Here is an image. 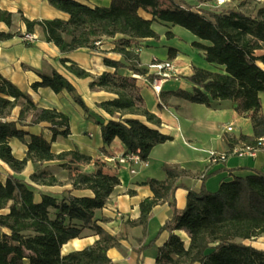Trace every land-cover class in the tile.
<instances>
[{
	"label": "trees",
	"instance_id": "16d2710c",
	"mask_svg": "<svg viewBox=\"0 0 264 264\" xmlns=\"http://www.w3.org/2000/svg\"><path fill=\"white\" fill-rule=\"evenodd\" d=\"M48 2L67 14L68 20L29 21L21 17V22L25 34L41 30L44 41L56 46L62 54L82 48L95 49L102 39L121 37L116 40L114 52L128 64L104 58L103 64L113 68L114 72H105L90 84L91 88L116 95L113 100L98 106L114 117L106 123L95 120L101 130L100 153L106 155V148L118 139L125 151L123 155L136 153L140 160L147 161L155 146L172 140L136 118L144 117L154 126L160 123L145 108L136 81L130 77L132 73L145 76L146 71L137 67L138 55L127 50L141 40L158 39L152 29L153 23L181 27L205 42L207 45L193 42L192 47L202 51L204 61L215 68V71L196 68L191 76L179 77L190 83L192 90H176L166 95L206 108H212L215 102L230 101L239 115L250 114L252 136L223 135L228 148L226 157L236 146L254 147L260 138H264V115L259 98L264 93V1L254 17L233 9L195 12L181 9L180 4L164 9L161 0H112L108 7L93 8L75 0ZM140 11L151 19L140 17ZM0 22L10 28L11 15L0 11ZM13 37L22 38V34L0 33V41ZM166 37L170 39L173 35L167 33ZM23 45L26 48L33 46L32 43ZM61 63L75 77H89L75 65H68V60L62 59ZM119 70L128 74L122 75ZM31 88L74 94L73 86L55 71L49 76H41L40 82L32 84ZM161 97L160 92L158 98L161 100ZM72 99L86 115L90 114L80 97L73 95ZM15 108H19L17 119L10 121ZM40 123L50 125V140L43 135H30L17 127ZM68 135L69 119L65 114L38 108L28 95L0 77V161L13 173H21L28 161L64 163L66 159V167L91 164L90 157L76 151L58 155L51 152L52 143ZM25 137H28L26 156L18 160L12 154L10 141H22ZM93 165L94 173L76 172L71 178L70 191L60 197L42 194L39 201L35 200L33 187L23 180L13 175L0 180V230L5 231L0 233V264H114L106 253L119 245L120 238L109 235L101 227L95 211L105 206L120 180L105 164L93 162ZM163 171V181L147 179L144 182L152 197L140 202V216L133 222L143 228L145 235L152 209L164 202L172 208L170 221L160 230H166L170 235L158 250L156 264H264V250L245 244L264 235V174L254 171L244 178L234 177L221 183L214 193L204 187L199 192L188 190L186 206L179 212L175 208L174 193L182 186L177 181L185 172L167 165L163 166ZM30 180L45 186L58 183L46 170L32 174ZM79 190L89 191L91 196L69 194ZM83 231H89L99 239L92 246L62 256V246L80 238ZM175 231L187 235V247Z\"/></svg>",
	"mask_w": 264,
	"mask_h": 264
},
{
	"label": "crops",
	"instance_id": "0c3cea01",
	"mask_svg": "<svg viewBox=\"0 0 264 264\" xmlns=\"http://www.w3.org/2000/svg\"><path fill=\"white\" fill-rule=\"evenodd\" d=\"M88 7H108L112 0H75ZM0 11L11 15V27L8 28L0 22V33L25 32L21 17L29 20H68V15L52 7L48 0H0ZM140 17L150 20L145 12H139ZM152 29L158 39H145L139 41L129 50L136 54L135 48H140L138 53V68L146 71V82H136L145 108L158 120L159 125L154 126L146 122L144 117H136L150 128L156 129L160 134L169 136L172 140L155 146L147 159L146 166H138L134 174L124 169H115L112 164L105 161L107 158H117L124 154V148L118 139H115L106 148V155L100 153L102 148L101 130L95 120L106 123L114 119L100 107L101 103L113 100L115 94L106 92L90 84L97 80L103 73H113L114 69L103 64V59L126 63L123 57L114 52L117 45V36L114 39H102L95 49L82 48L75 52L62 54L56 46L44 41L43 32L39 29L33 34L36 40L31 48H26L19 37L7 41H0V77L10 82L22 93L28 95L32 102L41 109L56 110L65 114L69 119V135L58 138L51 145V152L58 155L63 152L76 151L91 158L93 162L105 164L116 172L120 185L108 198L105 206L95 211V217L100 220L101 227L111 236L119 237L117 247L110 248L106 255L114 264H156L158 250L168 240L170 233L161 228L170 221L172 208L167 202L157 205L150 213L146 234L140 225L133 224L140 216L139 204L151 198L152 193L144 185L147 179L163 181L165 173L163 166L174 167L184 171L185 175L177 181L182 185L174 193L175 208L181 212L186 206L188 190L199 192L203 187L206 191L214 193L223 182L234 177L244 178L254 174V171L264 174V149L257 151L255 157H235L228 155L226 162L210 165L208 152L219 154L228 152L223 141V135L237 138L240 135L252 136V122L250 114L239 115L234 110L230 101L215 102L212 108L189 103L166 94L176 90L191 91L192 86L179 77H189L194 69L215 71L212 65L204 61L202 51L192 47L193 42L207 45L191 34L185 33L178 26L169 24H152ZM166 33H171L168 39ZM62 59L68 60V65L87 72L88 78L80 79L67 71L61 63ZM158 62H172L176 72H171V77L164 80L161 88V100L151 88L152 80L148 76H155L149 71V64ZM55 71L64 77L74 88V96L80 97L89 110V115L73 102V95L62 91L55 94L49 88L33 90L32 84L40 82L41 76H49ZM127 75L125 70L118 71ZM262 113L264 115V93L259 95ZM19 108L12 110L8 120L16 121ZM116 115L115 117H117ZM130 117V116H126ZM30 135H43L50 140L51 132L48 123L35 126L17 125ZM28 137L22 141H10L13 156L22 160L26 156ZM58 161L32 163L27 162L21 173H13L9 167L0 161V180L7 175H13L37 189L35 200L39 201L42 194L60 197L64 192L71 190V185H66L57 179L53 186L38 185L30 180V176L37 171L45 170ZM92 173V172H89ZM206 176V177H205ZM81 193V194H79ZM72 196H91L89 191L79 190L69 193ZM5 232V231H1ZM187 247L189 239L183 231H175ZM182 236L184 238H182ZM89 231H83L80 238L70 240L61 248V255L83 250L92 246L97 240Z\"/></svg>",
	"mask_w": 264,
	"mask_h": 264
},
{
	"label": "built area",
	"instance_id": "2783aa9c",
	"mask_svg": "<svg viewBox=\"0 0 264 264\" xmlns=\"http://www.w3.org/2000/svg\"><path fill=\"white\" fill-rule=\"evenodd\" d=\"M259 2H262L264 0H258ZM226 0H215V6L220 7L224 4H226ZM181 9H184L185 7L180 5ZM23 43H32L34 44L36 37L33 34H22V38H20ZM140 48H135V53H140ZM149 71L152 72L153 75H155V79L152 83H150L151 88L155 92L157 96H159L162 88V84L165 79L171 77V72H176V69L172 62H158L157 60H153L149 64ZM130 77L134 79L136 82H146L149 83L147 80V76H141L140 74L132 73L130 74ZM264 149V138H260L256 145L254 147L252 146H246L243 144H240L232 149L231 156H235L238 158L241 157H255L257 151ZM227 157L225 154H219L213 151L208 152V162L210 165H218L220 163L226 162ZM105 161L109 164L113 165V168L115 169H124L130 174H134L136 172V168L138 166H146L147 162L140 160L138 154L136 153H129L126 155L119 156L117 158H106Z\"/></svg>",
	"mask_w": 264,
	"mask_h": 264
},
{
	"label": "rangeland",
	"instance_id": "374dc122",
	"mask_svg": "<svg viewBox=\"0 0 264 264\" xmlns=\"http://www.w3.org/2000/svg\"><path fill=\"white\" fill-rule=\"evenodd\" d=\"M215 0H175L170 3L167 0H161V6L164 9L173 8L177 4L184 6L187 9H191L192 11H207V12H220L227 9H233L238 12H241L245 15L254 17L258 8L262 5L258 0H226V4L216 7ZM182 29L181 27H179ZM185 33L190 34L188 31L182 29ZM167 34V33H166ZM263 52H259L258 54H262ZM95 162V161H94ZM64 164V165H63ZM49 174L55 175L60 182L71 185V178H73L77 171H81L84 173L95 172V166L92 164H77L66 167V159L64 163H53L48 168L45 169ZM41 171V170H40ZM39 172V171H37ZM32 187V186H31ZM34 189V188H33ZM35 193H39L37 189H34ZM81 194V193H79ZM182 238H184L182 236ZM246 245H249L258 250H264V235L245 242Z\"/></svg>",
	"mask_w": 264,
	"mask_h": 264
}]
</instances>
